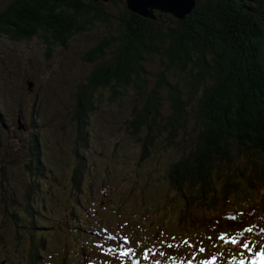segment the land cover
Masks as SVG:
<instances>
[{"label": "trees", "instance_id": "16d2710c", "mask_svg": "<svg viewBox=\"0 0 264 264\" xmlns=\"http://www.w3.org/2000/svg\"><path fill=\"white\" fill-rule=\"evenodd\" d=\"M102 2L107 1L9 0L0 8V33L14 39L40 33L48 44L66 45L73 34L94 21L103 20L106 27L112 23L100 9ZM155 12L152 19L125 8L112 28L90 46L84 58L94 64L86 80L77 85L72 120L86 146V119L97 108L99 94L95 92L109 85V98L116 100L124 87L133 85L144 98L126 125L137 134L143 149L140 158L150 155L147 144L164 132L168 145L158 144L157 148L183 143L180 156L167 172L171 189L178 192L169 203H181L176 224L183 231L160 228L161 233L172 234H165L163 243L154 247L158 253L160 248L181 247L172 243L179 233H194L197 241L205 242V236L236 233L234 229L246 230L264 220V0H197L181 20L158 9ZM153 57L160 62L150 75L144 67ZM176 73H183L184 85L173 81L171 75ZM145 74L155 78L148 89H144ZM180 86L186 90V98L180 95ZM163 91L171 101L167 114L159 113ZM142 131L144 135H140ZM37 146L35 142L33 149ZM77 157L82 159L80 154ZM40 160L37 152L38 170ZM74 173V184L79 186L84 173L77 169ZM4 199L16 201L13 194ZM124 200L119 197L116 201L121 211L126 207ZM6 216L17 223L11 210H6ZM32 224L38 230V221ZM85 225L75 223L73 232L84 230ZM193 227L196 229L190 231ZM124 235L134 243L151 239L146 233L138 237L127 231ZM96 236L107 239L105 233ZM28 241L30 260L40 264L44 242ZM119 244L112 246H119L122 253L129 247L132 255L143 250ZM178 249L172 257L180 261L189 250Z\"/></svg>", "mask_w": 264, "mask_h": 264}, {"label": "rangeland", "instance_id": "374dc122", "mask_svg": "<svg viewBox=\"0 0 264 264\" xmlns=\"http://www.w3.org/2000/svg\"><path fill=\"white\" fill-rule=\"evenodd\" d=\"M8 1L0 0V8ZM125 8L124 0L102 2L100 9L111 17L112 23L106 27L105 21H94L87 29L73 34L66 45L48 44L40 33L19 39L0 33V262L1 256L13 257L15 264H23L24 256L30 260L29 238L44 242L40 264H83L84 253L94 264L108 254L116 264H239L241 259L250 264L255 252L264 248V220L251 225L250 232L234 229L236 233L205 236V242L197 241L194 233H179L181 238L174 237L172 243L181 247L160 248L157 255L151 250L163 243L165 234H172L161 233L160 228L183 231L176 224L181 203H169L178 192L167 181L169 164L180 156L183 143L157 148L158 144L168 145L164 132L147 144L150 155L140 158L143 149L137 134L126 125L144 98L133 85L124 87L116 100L109 98V85L101 86L95 92L99 94L95 98L97 108L86 119L87 145L79 138L80 129L72 120L76 89L94 64L84 58L85 53L112 28ZM163 20L170 22L166 17ZM159 62L157 57L151 58L145 71L152 75ZM173 75V81L185 84L183 73ZM143 77L147 79L144 89L150 88L155 78L146 74ZM28 79L33 80L32 90L27 89ZM162 93L159 113L167 114L171 101L166 91ZM186 93L180 86V95L186 98ZM190 130L188 126L186 131ZM35 136L37 139L33 140ZM35 142L38 146L33 149ZM37 152L41 158L39 170L35 168ZM31 160L32 168L27 171ZM74 169L84 173L79 186L74 184ZM7 194H13L16 201H6ZM119 197L125 199L123 211L116 206ZM6 210L15 213L16 224L6 216ZM100 210L104 211L99 213ZM37 221L38 230L32 228V222ZM77 222L86 225L84 230L73 232L72 226ZM127 231L131 236L142 237L146 233L151 237L145 242H133L143 249L137 255L131 254L130 247L123 254L119 246H112L118 242L120 246L132 247L124 241ZM98 233H105L107 239H99ZM233 237L238 243H231ZM244 243L251 252L241 246ZM177 248L189 250L184 251L186 257L179 258H195L180 262L172 257ZM4 252H10V256ZM52 252L55 254L51 257Z\"/></svg>", "mask_w": 264, "mask_h": 264}, {"label": "water", "instance_id": "95a60500", "mask_svg": "<svg viewBox=\"0 0 264 264\" xmlns=\"http://www.w3.org/2000/svg\"><path fill=\"white\" fill-rule=\"evenodd\" d=\"M124 2L128 9L143 17L155 18L154 9H158L170 12L181 20L191 11L195 0H124ZM26 85L28 90H32L33 80H26Z\"/></svg>", "mask_w": 264, "mask_h": 264}, {"label": "snow or ice", "instance_id": "6c2138e0", "mask_svg": "<svg viewBox=\"0 0 264 264\" xmlns=\"http://www.w3.org/2000/svg\"><path fill=\"white\" fill-rule=\"evenodd\" d=\"M252 229H246V231H251ZM242 235V233L240 234ZM221 239H223V235L220 237ZM231 243H238L237 239L235 237L231 238ZM171 246V245H169ZM244 249H246L248 252H251L252 249L249 247V245L247 243H244L241 245ZM130 251V250H129ZM201 252L204 251V249H200ZM123 254H127L126 252ZM215 257H213V261H215ZM202 264H210L209 261H203ZM239 264H245L244 259H241ZM250 264H264V248H260L258 251L255 252V254L250 258Z\"/></svg>", "mask_w": 264, "mask_h": 264}, {"label": "bare ground", "instance_id": "6f19581e", "mask_svg": "<svg viewBox=\"0 0 264 264\" xmlns=\"http://www.w3.org/2000/svg\"><path fill=\"white\" fill-rule=\"evenodd\" d=\"M96 2H99V1H104V0H95ZM106 1H110V0H106ZM197 0H195V2H196ZM195 2H194V5H195ZM194 5H193V7H194ZM192 7V8H193ZM157 9H154V12L156 11ZM162 12H164V11H162ZM164 13H170V12H164ZM171 14V13H170ZM172 15V14H171ZM187 15V14H186ZM173 16V15H172ZM174 17V16H173ZM128 240V241H127ZM83 242H84V240H82ZM124 241L126 242V243H129V244H131L132 246H135L134 245V243H133V241L130 239V238H128L127 236H124ZM82 249V248H81ZM151 250H154L155 252H156V255H157V251H156V249L155 248H151ZM84 255H85V259H84V262H83V264H94V263H89V258H87L86 257V254L84 253ZM87 259H88V261H87ZM97 264H116V262H115V260L112 258V257H110L109 256V254L108 255H106V259L105 258H102V259H100V262L99 263H97Z\"/></svg>", "mask_w": 264, "mask_h": 264}, {"label": "flooded vegetation", "instance_id": "af4514ba", "mask_svg": "<svg viewBox=\"0 0 264 264\" xmlns=\"http://www.w3.org/2000/svg\"><path fill=\"white\" fill-rule=\"evenodd\" d=\"M4 254H7V255L10 256V252H4ZM1 263L2 264H15V260L13 259V257H12V259H10L9 257L1 256V262H0V264ZM23 264H33V263L26 256H24V258H23Z\"/></svg>", "mask_w": 264, "mask_h": 264}]
</instances>
